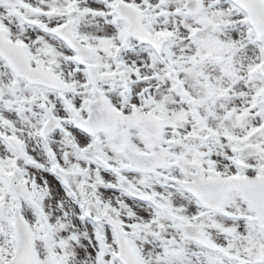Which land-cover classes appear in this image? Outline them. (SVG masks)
<instances>
[{
	"label": "snow or ice",
	"instance_id": "6c2138e0",
	"mask_svg": "<svg viewBox=\"0 0 264 264\" xmlns=\"http://www.w3.org/2000/svg\"><path fill=\"white\" fill-rule=\"evenodd\" d=\"M0 264H264V0H0Z\"/></svg>",
	"mask_w": 264,
	"mask_h": 264
}]
</instances>
